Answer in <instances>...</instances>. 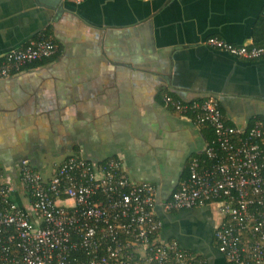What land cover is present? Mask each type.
<instances>
[{"label": "crops", "instance_id": "obj_1", "mask_svg": "<svg viewBox=\"0 0 264 264\" xmlns=\"http://www.w3.org/2000/svg\"><path fill=\"white\" fill-rule=\"evenodd\" d=\"M264 0H0V58L41 34L59 54L0 78V169L24 201L21 162L42 175L70 157L121 162L136 183L157 187L160 239L208 264H229L216 203L168 213L163 204L213 141L164 105L213 97L225 121L248 130L264 119V59L205 45L263 44ZM201 241V242H200Z\"/></svg>", "mask_w": 264, "mask_h": 264}, {"label": "built area", "instance_id": "obj_2", "mask_svg": "<svg viewBox=\"0 0 264 264\" xmlns=\"http://www.w3.org/2000/svg\"><path fill=\"white\" fill-rule=\"evenodd\" d=\"M62 2L80 0H61ZM264 23V8L262 11ZM205 45L234 57L264 59V46H237L218 38ZM57 45L45 34L0 58V78L50 59ZM164 105L215 139L190 164L189 176L164 204L168 213L216 203L224 221L216 229L219 251L229 264H264V121L248 130L229 125L213 97ZM193 117V119H192ZM24 201L0 169V264H208L162 241L156 213L157 187L136 183L117 159L101 163L74 156L42 175L21 162Z\"/></svg>", "mask_w": 264, "mask_h": 264}, {"label": "trees", "instance_id": "obj_3", "mask_svg": "<svg viewBox=\"0 0 264 264\" xmlns=\"http://www.w3.org/2000/svg\"><path fill=\"white\" fill-rule=\"evenodd\" d=\"M47 37H49V35L48 34H45ZM256 37H257V40H259V39H263V44H254L253 46H257V47H262V46H264V23H263V17H262V26H260V28L258 29V31H257V33H256ZM54 41V40H53ZM54 43L56 44V42L54 41ZM59 54V50L57 51V53L55 54V56L56 55H58ZM51 59V58H50ZM50 59H45V60H43V61H48V60H50ZM43 61H41V62H43ZM41 62H37V63H34V64H32L31 66H29V67H32V66H35V65H37L38 63H41ZM192 119H193V117H192ZM258 120H261V121H264V119H262V118H257ZM254 122H255V120H253L252 122H251V125H250V127L249 128H251L253 125H254ZM202 128H205V129H208V130H210L209 131V133H210V137H211V139L212 140H214L215 139V135H214V131L212 130V128L211 127H209V126H204V127H202ZM212 142V141H211ZM189 176V175H188ZM187 176V177H188Z\"/></svg>", "mask_w": 264, "mask_h": 264}, {"label": "water", "instance_id": "obj_4", "mask_svg": "<svg viewBox=\"0 0 264 264\" xmlns=\"http://www.w3.org/2000/svg\"><path fill=\"white\" fill-rule=\"evenodd\" d=\"M67 2H69V1H67ZM263 8H264V3H263L262 11H263ZM252 45H253L252 43H242V44H238L237 46H252Z\"/></svg>", "mask_w": 264, "mask_h": 264}, {"label": "rangeland", "instance_id": "obj_5", "mask_svg": "<svg viewBox=\"0 0 264 264\" xmlns=\"http://www.w3.org/2000/svg\"><path fill=\"white\" fill-rule=\"evenodd\" d=\"M201 242V241H200Z\"/></svg>", "mask_w": 264, "mask_h": 264}]
</instances>
